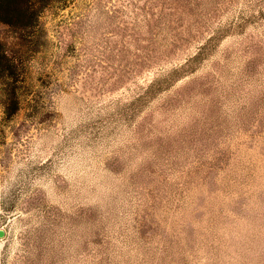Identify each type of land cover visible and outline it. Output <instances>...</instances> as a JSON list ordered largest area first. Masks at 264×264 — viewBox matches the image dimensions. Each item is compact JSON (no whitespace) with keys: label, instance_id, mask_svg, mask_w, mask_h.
I'll list each match as a JSON object with an SVG mask.
<instances>
[{"label":"rangeland","instance_id":"374dc122","mask_svg":"<svg viewBox=\"0 0 264 264\" xmlns=\"http://www.w3.org/2000/svg\"><path fill=\"white\" fill-rule=\"evenodd\" d=\"M0 22V264H264V0H32Z\"/></svg>","mask_w":264,"mask_h":264},{"label":"trees","instance_id":"16d2710c","mask_svg":"<svg viewBox=\"0 0 264 264\" xmlns=\"http://www.w3.org/2000/svg\"><path fill=\"white\" fill-rule=\"evenodd\" d=\"M32 0H0V22L25 25L34 19Z\"/></svg>","mask_w":264,"mask_h":264}]
</instances>
